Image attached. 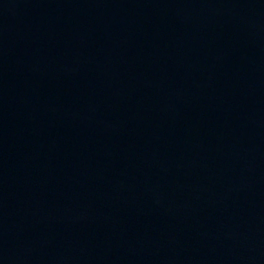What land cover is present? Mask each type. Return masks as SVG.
<instances>
[{
    "label": "water",
    "instance_id": "obj_1",
    "mask_svg": "<svg viewBox=\"0 0 264 264\" xmlns=\"http://www.w3.org/2000/svg\"><path fill=\"white\" fill-rule=\"evenodd\" d=\"M0 264H264V0H0Z\"/></svg>",
    "mask_w": 264,
    "mask_h": 264
}]
</instances>
